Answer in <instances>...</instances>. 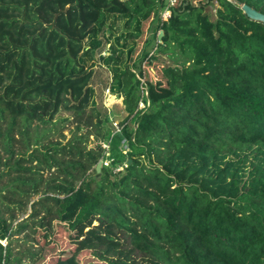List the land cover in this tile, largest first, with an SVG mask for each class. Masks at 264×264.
<instances>
[{
    "label": "trees",
    "instance_id": "trees-1",
    "mask_svg": "<svg viewBox=\"0 0 264 264\" xmlns=\"http://www.w3.org/2000/svg\"><path fill=\"white\" fill-rule=\"evenodd\" d=\"M235 2L264 14V0H175L167 21L164 0H0V264L43 262L52 219L121 231L165 264H264V24ZM110 17L134 20L116 36L133 42L122 67L120 46L102 55ZM154 23L170 65L142 48ZM96 56L134 125L99 175ZM109 263L139 264L121 249Z\"/></svg>",
    "mask_w": 264,
    "mask_h": 264
},
{
    "label": "rangeland",
    "instance_id": "rangeland-1",
    "mask_svg": "<svg viewBox=\"0 0 264 264\" xmlns=\"http://www.w3.org/2000/svg\"><path fill=\"white\" fill-rule=\"evenodd\" d=\"M215 7L216 4L212 3V9ZM210 12L211 14H213V10H211ZM126 22L127 19L125 17L119 19H114L113 17H110L105 33L106 39L109 41V43L106 45L105 51L102 53V55L107 56L109 52H111L110 45L114 46V48H116V45L120 46L121 49L123 48V54L116 64V66L119 67H122L126 62L127 50L131 47L133 43L132 41L124 43L121 40H116V36H118L122 32H125L127 30H133L132 25L134 24V20L133 23H131V25L129 26L126 24ZM156 30V23H154L151 30H148L145 36L146 42L142 45V48H144V51L147 53H154L156 58L160 62H162L163 65H170L169 61L167 60L164 54L155 53L157 43ZM98 60V56H96L95 61L97 63H95L94 69L97 71L98 74L93 82V85L95 86V99L99 105L101 97L102 105L104 108H106V110L109 111V114L111 116H114L117 120L125 122L122 98H119L116 93L110 94V98H108V101H106V105L108 107L105 106V100H103L104 94L102 92L104 91V85H106L107 82L111 84L113 71L112 68L109 66L100 67V65L98 64ZM60 116L62 118H69L68 114L65 112H62ZM125 123L129 131L134 126L133 120H128V122L126 121ZM108 125L105 124V127H107V130L109 131ZM66 126L67 128L72 129L69 123H66ZM64 134L68 136V129L64 132ZM118 143V139H116L111 146L112 156L115 155V158L117 157L116 153L119 152ZM113 147L115 152L112 149ZM27 216L28 214L19 216L17 222L21 221ZM96 224L97 222L91 221L87 223L84 227L78 228L76 231H72L71 233H59V229L55 220L52 219L45 222L43 224V228L38 229V231L41 233L43 232L42 234H46L45 232H47V245L53 247L45 250V259L39 264H49L50 260H52V258L54 257L64 258L65 264H84V260L89 257H92L97 260V258L94 257L96 255L99 258H103L105 260L103 261L104 264H110V260L113 259V251L117 249H121L125 252H128L133 258H135L139 262V264H165L159 259L158 255H155L153 252H143L137 250L130 243L127 235H125L121 231L116 230L115 242L109 240L107 237H105L104 234L100 233L96 229ZM18 238H22V236Z\"/></svg>",
    "mask_w": 264,
    "mask_h": 264
},
{
    "label": "built area",
    "instance_id": "built-area-1",
    "mask_svg": "<svg viewBox=\"0 0 264 264\" xmlns=\"http://www.w3.org/2000/svg\"><path fill=\"white\" fill-rule=\"evenodd\" d=\"M164 3H165L164 7L159 12V16H160L161 21H167L170 18L171 9L173 8V6L175 4V0H164ZM142 92H143V97L144 98L147 97V91L144 89V90H142ZM103 94H104L103 100H105L104 101L105 106L108 107L106 105V101H108V98H110V94H111L110 88L106 87L103 91ZM114 101H116V100H114ZM147 106H148V103L144 104L142 101H140L138 109L144 110ZM107 115H108V120H109L111 132H110V136H109L108 140L101 143V148L103 150V158L100 161L102 162L101 166H104L106 168H110L111 164L114 161V158L111 155V151H110L112 143L118 135H122V132H123L124 127L126 126V123H123L122 121L117 120L114 116H111L109 114V111H108ZM118 148H119L120 152L127 153L129 151L128 141L125 138L121 139L118 143ZM125 167H126V161H123V163L115 164L113 166V172H115V173L120 172Z\"/></svg>",
    "mask_w": 264,
    "mask_h": 264
},
{
    "label": "water",
    "instance_id": "water-1",
    "mask_svg": "<svg viewBox=\"0 0 264 264\" xmlns=\"http://www.w3.org/2000/svg\"><path fill=\"white\" fill-rule=\"evenodd\" d=\"M240 8L242 9L243 14H245L249 19L255 21V22H260L264 24V14L260 13L259 11L251 8L250 6L246 4H241L239 2H235ZM162 32L159 33L158 39H161L162 37ZM102 162L98 161L95 170L96 173L99 175L101 172V166Z\"/></svg>",
    "mask_w": 264,
    "mask_h": 264
}]
</instances>
